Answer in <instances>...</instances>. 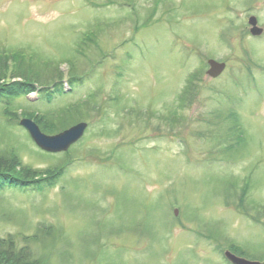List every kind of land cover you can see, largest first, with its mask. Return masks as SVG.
I'll return each instance as SVG.
<instances>
[{"label": "rangeland", "instance_id": "obj_1", "mask_svg": "<svg viewBox=\"0 0 264 264\" xmlns=\"http://www.w3.org/2000/svg\"><path fill=\"white\" fill-rule=\"evenodd\" d=\"M0 58L6 82L31 64L41 75L0 99V150L58 172L0 190L1 237L46 264H229L231 244L264 260V217L252 219L264 203V0H0ZM207 58L226 63L215 79ZM82 103L87 128L65 152H43L18 124ZM242 129V147L222 137Z\"/></svg>", "mask_w": 264, "mask_h": 264}, {"label": "trees", "instance_id": "obj_2", "mask_svg": "<svg viewBox=\"0 0 264 264\" xmlns=\"http://www.w3.org/2000/svg\"><path fill=\"white\" fill-rule=\"evenodd\" d=\"M89 37L90 36H86L83 39L81 37L82 39L81 43H84V41L87 40ZM17 55L20 56L22 61L25 60L27 62V59L24 58L23 55L20 54ZM2 59L3 58H0V61H2ZM29 61L33 62L32 60ZM26 64L27 63H24V65ZM47 65L48 66L51 65L50 60L49 62H47ZM29 67L30 68L23 69V71H21L20 69L15 70V72L12 73L11 77H16L19 80L16 81L9 80L7 82L4 79L6 78V72L8 71V68L7 66L3 67V65L0 67V99L2 97H13L18 94H26L30 91H34V84L39 81V77L41 75L37 73V69L35 72L33 71L34 68H32L33 67L32 64ZM50 71L52 75L51 84L54 87L55 85H57L59 81H61V75L57 67L52 68ZM195 77L197 76L194 75L191 76V78H189V80L186 82L184 89L179 94L178 100L180 102V106L189 104L193 100L194 98L193 92L196 93V90L195 91L193 90V85H194L193 80L195 79ZM57 91H60L61 93L60 89H58ZM84 105L85 104L82 103L80 104V107L67 109L55 119L54 116L51 117L48 116L44 124L41 123L40 120L37 119L36 117L30 116V118H32L38 124L39 128L44 133L55 134L60 132L64 128L70 126L71 124L75 123L78 119V116H80V114L83 113L81 108ZM176 114L177 113L175 111V114L172 115V117L165 116L164 119L171 121L172 118L176 116ZM227 118H229V115L227 116ZM233 122L234 123L236 122V116H234ZM237 124L238 126H240L239 123ZM238 133L240 135L235 137L233 136V133H230L226 130L225 133L222 135V137L226 141L231 138L239 139L241 141L240 143L238 142L239 145L237 147H242L245 143L244 130L242 129L238 131ZM237 147L235 146V144L231 146L228 143V145L225 147L224 150L226 151L229 150L234 152L236 151ZM57 173H58L57 170L47 169L45 171H38L23 165L21 159L13 149L0 150V190L6 187L23 188V189L31 187L34 189H38V188L40 189L43 186L52 185ZM252 209L255 210L254 212L255 216L252 219H255L257 217H264V203L260 205L257 209L256 206L252 207ZM231 245L228 246L230 250L234 252L240 251L238 247L233 246V244ZM0 264H46V261L43 256L42 257L34 256L32 251L27 245L17 246L14 236L11 234H7L5 237L0 236Z\"/></svg>", "mask_w": 264, "mask_h": 264}, {"label": "water", "instance_id": "obj_3", "mask_svg": "<svg viewBox=\"0 0 264 264\" xmlns=\"http://www.w3.org/2000/svg\"><path fill=\"white\" fill-rule=\"evenodd\" d=\"M249 23L254 26L255 19L250 18ZM251 32L253 34H258L260 30L253 27ZM208 65L209 69L207 70V74L211 77L219 75L225 67L224 63L216 62L214 60H208ZM19 124L26 128L33 141L40 148L49 152L67 150L71 144L76 142L82 136L86 127L84 122H80L59 132L58 134L46 135L40 131L37 124L31 119L21 118L19 120ZM224 255L232 264H264V262L249 261L244 258L237 257L229 251H226Z\"/></svg>", "mask_w": 264, "mask_h": 264}]
</instances>
